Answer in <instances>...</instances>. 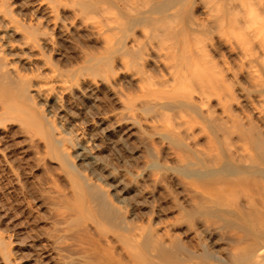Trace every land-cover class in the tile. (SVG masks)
I'll return each instance as SVG.
<instances>
[{
	"label": "rangeland",
	"instance_id": "obj_1",
	"mask_svg": "<svg viewBox=\"0 0 264 264\" xmlns=\"http://www.w3.org/2000/svg\"><path fill=\"white\" fill-rule=\"evenodd\" d=\"M36 1L0 0L11 43L51 38L44 72H11L0 41V264H264V0ZM52 74L101 83L86 133L132 114L121 202L57 146L28 92Z\"/></svg>",
	"mask_w": 264,
	"mask_h": 264
},
{
	"label": "bare ground",
	"instance_id": "obj_2",
	"mask_svg": "<svg viewBox=\"0 0 264 264\" xmlns=\"http://www.w3.org/2000/svg\"><path fill=\"white\" fill-rule=\"evenodd\" d=\"M40 1L44 3V0ZM42 3L37 2L35 4L36 11L43 8L44 4ZM51 8L52 7L50 6L47 10H49L48 14L52 15ZM2 13L4 14V12ZM16 22V17L12 16V18H7L0 14V41H2L6 47L4 53L5 58L8 61V66L10 67L9 69L12 70L11 72L16 71L15 64L16 61H18L17 63H20V65L22 64L29 68L35 67V69L37 68V71L44 72L47 69L48 64L45 62L46 60L42 61V58H40L42 57L40 56V51L42 46H50L51 38L40 39V37L39 39H30L31 37H26V35L23 34L25 35V38L23 37L24 41L22 39L23 42L21 44H17L15 41V44L13 42L12 44V36L21 37L18 32V26H15ZM159 63L162 64L160 61ZM163 65L170 68L172 64L170 66L166 64ZM186 68L188 70V66ZM177 71L173 72L171 70L169 73L175 82L180 77L178 76ZM43 75L36 76L37 79L35 78V80L37 81H34V83L32 82L33 84H31L30 87L28 86V92L39 101L40 107L45 106L53 117L58 116L59 131L56 134L61 138L57 140V143H59L57 146H61V152L67 157L73 159L83 173L88 174L96 182L111 189V196L116 202H121L127 189L126 185L113 174V169L110 167V154L113 149L116 148L117 143H115L114 138L111 137L114 133L122 131V126L132 120V118L129 117L132 116V114L124 118H119L112 113H94V111H92L89 113L91 114L89 120L85 122L89 124L88 126L91 128L88 130V133H86V131H83L84 128L80 127L81 122L79 121L80 116H83L86 113L82 106L87 109L88 102L94 100L95 94L98 91L97 89L101 83L96 80L89 81L85 78H78L75 82L70 78L58 76V74H52L51 76H46L48 74L45 76ZM180 78L182 79V77ZM174 80L172 81L174 82ZM109 82L110 81H108V83ZM126 109L128 111V108ZM145 121L144 124L142 123V127H150L151 124Z\"/></svg>",
	"mask_w": 264,
	"mask_h": 264
}]
</instances>
